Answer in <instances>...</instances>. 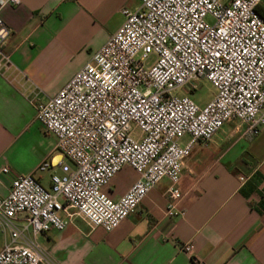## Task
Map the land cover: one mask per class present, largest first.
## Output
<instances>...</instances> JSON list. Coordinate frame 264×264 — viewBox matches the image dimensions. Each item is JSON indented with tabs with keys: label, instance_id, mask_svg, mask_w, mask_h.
Listing matches in <instances>:
<instances>
[{
	"label": "built area",
	"instance_id": "1",
	"mask_svg": "<svg viewBox=\"0 0 264 264\" xmlns=\"http://www.w3.org/2000/svg\"><path fill=\"white\" fill-rule=\"evenodd\" d=\"M138 2L121 9L115 32L56 94L32 96L36 119L69 163L55 161L60 172L47 187L32 174L11 179L0 196V228L8 234L0 264H58L36 234L64 229L69 209L91 227L112 230L164 177L165 214L181 216L178 181L193 146H206L230 120L245 124L248 135L264 126V0ZM19 4L0 0V9ZM9 33L0 18V51ZM201 79L215 91L203 105L190 95ZM124 165L138 178L112 199L102 189ZM180 249L192 255L193 245Z\"/></svg>",
	"mask_w": 264,
	"mask_h": 264
},
{
	"label": "crops",
	"instance_id": "2",
	"mask_svg": "<svg viewBox=\"0 0 264 264\" xmlns=\"http://www.w3.org/2000/svg\"><path fill=\"white\" fill-rule=\"evenodd\" d=\"M138 3L20 0L0 9L10 30L0 51V196L16 174H32L47 187L50 175L60 172L55 161L69 163L36 119L31 98L56 94L115 32L121 9ZM183 163L181 216L165 214L170 180L164 177L112 230L91 227L69 209L70 215L62 214L68 218L64 229L33 239L58 264H264V126L248 135L245 124L227 121L206 146L196 143ZM137 178L124 165L102 190L117 199ZM7 238L0 228V249ZM185 242L192 243V255L180 249Z\"/></svg>",
	"mask_w": 264,
	"mask_h": 264
},
{
	"label": "rangeland",
	"instance_id": "3",
	"mask_svg": "<svg viewBox=\"0 0 264 264\" xmlns=\"http://www.w3.org/2000/svg\"><path fill=\"white\" fill-rule=\"evenodd\" d=\"M213 90V87L207 80L201 79L199 80V87L197 88V90H195L190 95L197 103H205L212 97ZM182 93H185V91L179 90L178 94ZM56 151L59 152L58 150ZM64 159L66 158L64 157Z\"/></svg>",
	"mask_w": 264,
	"mask_h": 264
},
{
	"label": "trees",
	"instance_id": "4",
	"mask_svg": "<svg viewBox=\"0 0 264 264\" xmlns=\"http://www.w3.org/2000/svg\"><path fill=\"white\" fill-rule=\"evenodd\" d=\"M260 13H261V15L264 17V8H263V7L260 8Z\"/></svg>",
	"mask_w": 264,
	"mask_h": 264
}]
</instances>
